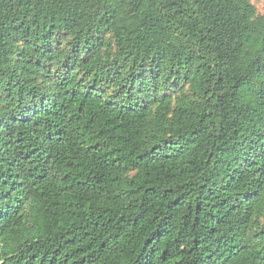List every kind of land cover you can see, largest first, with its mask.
<instances>
[{
    "label": "trees",
    "instance_id": "trees-1",
    "mask_svg": "<svg viewBox=\"0 0 264 264\" xmlns=\"http://www.w3.org/2000/svg\"><path fill=\"white\" fill-rule=\"evenodd\" d=\"M0 264H264L251 0H0Z\"/></svg>",
    "mask_w": 264,
    "mask_h": 264
},
{
    "label": "rangeland",
    "instance_id": "rangeland-1",
    "mask_svg": "<svg viewBox=\"0 0 264 264\" xmlns=\"http://www.w3.org/2000/svg\"><path fill=\"white\" fill-rule=\"evenodd\" d=\"M259 16L264 15V0H251Z\"/></svg>",
    "mask_w": 264,
    "mask_h": 264
}]
</instances>
